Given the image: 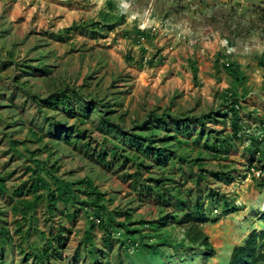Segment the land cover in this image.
<instances>
[{
  "label": "rangeland",
  "instance_id": "obj_1",
  "mask_svg": "<svg viewBox=\"0 0 264 264\" xmlns=\"http://www.w3.org/2000/svg\"><path fill=\"white\" fill-rule=\"evenodd\" d=\"M262 59L264 0H0V225L12 238L0 239V264H229L236 247L264 231ZM233 64L246 79L238 85ZM60 91L69 105L53 108ZM232 93L246 126L212 154L217 138L233 134ZM206 115L204 130L177 134L184 117ZM167 135L155 144L161 156L136 138ZM34 171L52 189L58 179L75 189L91 179L109 211H120L118 223L132 215L140 246L123 248L129 230L118 223L107 246L104 231L90 227L84 192L81 203L60 202L50 214L49 191L36 202L30 191ZM148 187L168 203L158 205ZM20 201L35 202L27 221ZM198 207L215 220L202 226L213 256L186 242L182 228L151 224L163 209L181 216ZM60 228L61 256L38 263L35 249Z\"/></svg>",
  "mask_w": 264,
  "mask_h": 264
},
{
  "label": "trees",
  "instance_id": "obj_2",
  "mask_svg": "<svg viewBox=\"0 0 264 264\" xmlns=\"http://www.w3.org/2000/svg\"><path fill=\"white\" fill-rule=\"evenodd\" d=\"M260 65L264 67V59L260 61ZM239 66L233 64L232 68L230 69V74L234 78L236 85L240 84L241 82L245 81L246 79L244 77H238L239 75ZM59 96V99L53 98V101L50 102V106L58 107L61 105H69L68 102V95L64 91H60L57 93ZM236 93H232L230 95H227V107L225 109V115H231V126L233 129V134L228 135L226 137L217 138L214 142L213 147H209V151H211L212 154H216L218 150L222 151L226 147H229L232 144L233 138L238 136V133L243 131L245 126L242 122V119L240 118V105L238 101V97H236ZM47 101H45L46 103ZM81 107L89 108L90 109V102L87 100L80 103ZM213 116V115H211ZM208 118H211L209 115L204 117H190L186 116L181 121H179L177 134H186V133H192L191 128L192 126H200L202 130H204L207 126ZM213 118V117H212ZM161 122L166 123L167 121L164 118H160ZM114 127V125H111ZM64 133L68 132L67 130L63 129ZM201 136H204V131H202ZM77 138L79 139L80 136L77 135ZM136 138H139L140 140L148 141V145L144 143L145 149L148 152H153L155 156H161L164 155L166 152L164 149H161L160 147H157L155 144L156 142L164 143V141L171 139V137L160 138V139H154V138H142L139 136H136ZM41 140V139H39ZM181 142V141H179ZM219 148L218 150L216 148ZM208 148V147H207ZM217 150V151H216ZM259 150H256L255 152H258ZM254 152V153H255ZM37 153H34L35 155ZM98 160L100 163L103 164H109L110 162V155L108 153H101L98 156ZM35 174L38 176L36 180H34L30 191L33 193L35 202L42 200V196L38 195V192L40 190H48L49 194L47 195L48 200V208L50 210V214H53L55 210L58 208V205L60 202L62 203H69L71 200L77 201L81 203L80 196L78 195L80 192H84V195L87 197L86 201H82L81 203L83 206H88L93 208L94 215L90 217L89 224L92 229L100 228L104 231L106 237H104V242L107 246L112 245L113 237L116 232V226L117 224V217L118 212H112L109 211L106 205V198L104 193H102L98 187L94 184V182L87 178L80 181V189H75L72 183H66L62 180H59V187L56 189L50 188L46 180L41 178L40 171H34ZM264 172V169H263ZM51 175H53L52 172H50ZM262 186H264V182L262 183ZM0 189L5 190V186L1 184L0 182ZM149 193L153 196L154 201L157 202L158 205L165 206L168 201L166 200V197L158 190V188H150ZM220 199L223 200V202L228 205L226 202L225 197H221ZM35 202L31 203L28 201H20V205L22 206V209L20 213L23 214L24 220L27 221L28 217L30 215V212L34 209ZM96 208V209H94ZM165 208V207H164ZM236 209L232 208L229 210V212H234ZM217 211V209H216ZM76 216V214L73 215V217ZM132 218V215L130 213H126L125 221L123 223H118L120 226H125L128 228V239L127 242L124 243L123 248L126 250H130L131 247H139L140 244L134 240V233L138 232L140 233V229H135L134 231H131L129 229L131 226H133V223H129V220ZM263 221L264 225V213L260 217ZM215 220L211 219L207 213L201 208L198 207L196 209H189V211H186L183 215H178L176 212H172L170 210L163 209V213L160 218L156 221V223H151L154 225H157V228L160 227H168V226H178L182 228L184 239L186 242H188L191 245L194 246H200L205 249V251L208 253L209 256H213L215 254L214 246L210 242L209 236L204 232L202 229V226L208 223H213ZM142 223V224H148ZM150 224V223H149ZM67 229L60 228L59 234L57 236H54L51 239H48L46 247H40L35 249L34 258L37 260L38 263H44L46 261H49L52 256H56L59 258L61 256V251L59 250L58 246H60L61 243L65 241L64 233ZM46 235V234H44ZM142 240H144V236H140ZM160 238V237H159ZM0 239L6 240L7 242H12V238L10 236L9 231H7L4 228H1L0 225ZM142 247L150 249L152 248V251L156 252V254L160 253V249L156 243L155 245H149V243L142 242ZM3 251V249H2ZM90 252L89 254L95 255V249H88ZM229 264H264V231L262 233H258L257 231H253L248 239H246L245 243L242 246H238L235 248L233 255L231 259L229 260Z\"/></svg>",
  "mask_w": 264,
  "mask_h": 264
}]
</instances>
